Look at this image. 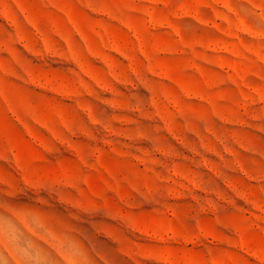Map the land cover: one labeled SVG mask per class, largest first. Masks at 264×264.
Segmentation results:
<instances>
[{
    "label": "rangeland",
    "instance_id": "rangeland-1",
    "mask_svg": "<svg viewBox=\"0 0 264 264\" xmlns=\"http://www.w3.org/2000/svg\"><path fill=\"white\" fill-rule=\"evenodd\" d=\"M0 264H264V0H0Z\"/></svg>",
    "mask_w": 264,
    "mask_h": 264
}]
</instances>
